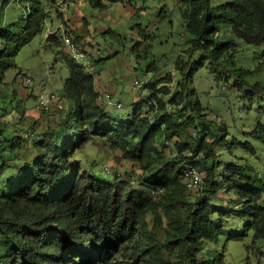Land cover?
Masks as SVG:
<instances>
[{
    "label": "trees",
    "instance_id": "obj_1",
    "mask_svg": "<svg viewBox=\"0 0 264 264\" xmlns=\"http://www.w3.org/2000/svg\"><path fill=\"white\" fill-rule=\"evenodd\" d=\"M0 1L3 10L8 0ZM25 1L26 12L0 29L5 45L0 89L7 70L16 65L10 44L46 28L45 0ZM89 1L104 8L105 1L122 0ZM179 1L185 4L191 46L176 59L181 78L169 101L158 95L169 93L167 88L144 81L150 94L118 118L99 103L97 71L90 73L71 58L65 60L70 75L56 91L61 100L71 101L58 107L54 125L30 140L0 121V264H224V251L210 258L205 248L217 242L225 228L219 219L227 215L248 218L246 227L255 239L264 238V178L249 164L222 163L217 146L228 133L223 126V134L208 126L211 121L191 86L203 61L196 55L203 52L211 69H224L239 90L264 95V84L249 81L253 70L234 64L235 54L228 52L233 41L221 34L226 29L248 43L263 44L264 0ZM62 35L55 31L47 38L59 46ZM252 133L264 139V126ZM100 141L139 164L137 187L117 173L104 176L82 167L78 153ZM189 166L204 174L197 191L187 187ZM223 189L234 193L236 206H226Z\"/></svg>",
    "mask_w": 264,
    "mask_h": 264
},
{
    "label": "rangeland",
    "instance_id": "obj_2",
    "mask_svg": "<svg viewBox=\"0 0 264 264\" xmlns=\"http://www.w3.org/2000/svg\"><path fill=\"white\" fill-rule=\"evenodd\" d=\"M220 1L224 0H215ZM105 2L104 8H98L89 0L67 4L45 0L49 16L44 31L30 36L26 42L18 40L10 44L16 65L7 70L0 89V121L6 130H17L18 134L32 140V134L37 136L58 119L57 103L48 110L38 107L39 94L45 90L58 91L70 75L65 60L71 59V55L64 45L63 35L59 46L51 44L47 38L55 31L58 35L66 32L76 37L90 60H98L95 79L100 92L99 103L113 115L128 116L132 113V103L150 94V88L136 86L137 80L150 81L158 89L167 88L169 93L159 91L158 95L170 100L181 78L176 59L185 56L191 46L183 14L185 4L179 0ZM2 3L0 1V5ZM26 5L25 0H8L5 9L0 10V29L20 18L26 12ZM222 33L233 41L228 52L235 54L234 64L253 70L249 77L251 83L264 84V43H248L226 29H222ZM4 46L0 40V51ZM196 60L203 61L191 86L195 87L197 98L211 121H207V125L216 132L218 128L220 134H223V129L220 130L223 126L228 133L227 140L217 146L219 159L226 164H249L264 178V139L252 133L259 124L264 126V95L239 90L224 69L219 72L211 69L205 53L198 52ZM107 92L123 106L117 107L114 102L105 100ZM70 101L62 100V103L67 106ZM29 144L26 143L28 154L31 152ZM122 153L120 149L105 147L103 141L90 142L76 159L83 168L91 167L104 176L117 173L137 187L142 169ZM189 193L191 197L196 195V192ZM233 194L224 189L220 194L230 208L236 206L238 200ZM219 220L225 223V228L216 243L206 246L208 257L224 251V264H264V238L255 239L253 229L246 227L250 222L248 218L227 215ZM152 225L150 213L146 216L145 229L149 230Z\"/></svg>",
    "mask_w": 264,
    "mask_h": 264
},
{
    "label": "built area",
    "instance_id": "obj_3",
    "mask_svg": "<svg viewBox=\"0 0 264 264\" xmlns=\"http://www.w3.org/2000/svg\"><path fill=\"white\" fill-rule=\"evenodd\" d=\"M75 1V0H59V3L67 4L68 2ZM63 42L66 48L69 51V54L71 55V58L77 61L78 63L82 64L85 69L90 73L96 72V64L94 61L90 60V58L87 55V51L80 45V42L77 40L76 37H74L71 34H67L66 32L63 33ZM27 81L30 83L31 79H27ZM144 83V80L136 81L137 87H142ZM104 99L107 100L109 103L114 102V104L117 107H122L123 103L119 101H114L113 96L110 92H107L104 94ZM144 98H141V100L136 102L143 101ZM136 102H133L132 105L135 106ZM57 103L58 107H63L62 100L58 97L57 93L53 90H45L39 94L38 99V107L41 110H48L51 108L52 104ZM185 178L187 187L189 190L197 191L203 184L204 174L202 171L198 170L197 168H194L192 166H189L188 169L185 171Z\"/></svg>",
    "mask_w": 264,
    "mask_h": 264
},
{
    "label": "crops",
    "instance_id": "obj_4",
    "mask_svg": "<svg viewBox=\"0 0 264 264\" xmlns=\"http://www.w3.org/2000/svg\"><path fill=\"white\" fill-rule=\"evenodd\" d=\"M50 33H52V32H50ZM61 87H62V86H61ZM61 87H60V88H61Z\"/></svg>",
    "mask_w": 264,
    "mask_h": 264
}]
</instances>
